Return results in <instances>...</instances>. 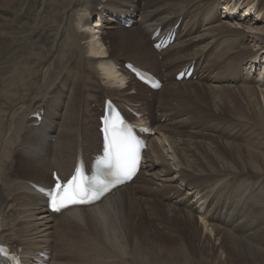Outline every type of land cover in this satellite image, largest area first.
<instances>
[{
	"label": "bare ground",
	"instance_id": "1",
	"mask_svg": "<svg viewBox=\"0 0 264 264\" xmlns=\"http://www.w3.org/2000/svg\"><path fill=\"white\" fill-rule=\"evenodd\" d=\"M16 1L20 2L0 0V10L8 12ZM83 1L61 3L66 19L50 55L60 62L52 66L46 65L43 57L39 60L35 69L41 63L45 67L39 85L11 93L6 90L8 72H0V95L7 103L0 111V242L21 247L28 264H36L37 253L50 249L48 264H173L172 260L184 264V245L180 251L175 242L184 243V235H194L213 239L209 249H223L226 255L223 251L221 256L229 264H239L232 259L235 254L240 264H264V226L256 228L258 222H264V202L254 203L253 210H242L236 227L226 229L234 214L229 205H220L216 198L201 212L211 217L207 225L179 207L185 205L184 197L168 188L173 170L197 193L206 189L204 201L220 183L224 189L235 186L243 192L253 189L247 183L240 186L245 175L264 177V92L255 88L257 80L242 74L240 68L242 61L256 58L262 49L264 57V26L248 32L222 23L216 16L220 0ZM84 3L87 16L77 19L75 11ZM92 16L97 18L90 26ZM128 20L133 24L125 28L122 23ZM177 22L173 44L160 52L154 50L152 32L160 27L165 33ZM79 23L89 30H79ZM200 26L207 27L199 30ZM247 38L256 43L257 50L245 45ZM107 39H111L109 43ZM216 48L214 59L221 64L220 73L209 77L212 71L206 65L210 64L207 57ZM133 54L135 64L163 78L159 90H150L123 68L129 61L123 58ZM28 63L18 65L32 69ZM94 63L104 71L103 83L91 75L96 73ZM190 64H194L192 75L197 82L193 77L176 81L174 75ZM72 67L76 73L71 72ZM26 71L20 77L28 75ZM11 76L12 81L17 79ZM98 92L102 100L97 107H103L105 98L120 106L135 103L138 111L144 112L141 120L168 143L174 166L160 151L162 141L150 136L144 164L128 184L97 205L49 214L43 196L27 181L50 187L52 170L65 179L75 164L79 136L86 159L99 149V115L94 121L91 108L98 103ZM179 107L186 109L176 111ZM228 176L233 179L227 180ZM231 193L229 189L225 196ZM151 194H160L168 204L146 198ZM175 196L180 197L173 200ZM234 229L240 233L232 234ZM160 233L163 239L158 241Z\"/></svg>",
	"mask_w": 264,
	"mask_h": 264
},
{
	"label": "rangeland",
	"instance_id": "2",
	"mask_svg": "<svg viewBox=\"0 0 264 264\" xmlns=\"http://www.w3.org/2000/svg\"><path fill=\"white\" fill-rule=\"evenodd\" d=\"M83 2H85V0ZM61 3L63 4V0H20L19 3L16 1L14 7L11 8L8 12L0 10V23H1L0 24V49H1L0 72L1 73L2 72L3 73L8 72L7 74L9 76V81L7 83L6 90L8 89L11 93H15L16 91H18L17 90L18 88H20L21 91H24L27 88V85H33V87H36L37 84L38 85L40 84V80L43 79L42 75L45 74V67L42 68V63H41L40 64L41 67H39L38 70L41 69L42 72L40 71L38 73V72H34V71L35 70L38 71L35 68H37L39 60H42V57L44 58L42 61H44V62L46 61V65L49 64V65L53 66V64H57L60 62V60L58 62L53 61L54 57L51 59L50 55L53 52L52 51L54 48L53 46L55 45L54 43L58 38V33L61 30L62 25H64L63 23L65 22V19H66L64 7ZM84 5H85V3L82 6L78 7V9L75 11L74 17H76L77 19L84 18L85 16H87L86 15L87 11L84 9ZM42 11H44V12H42ZM232 11H233V13H232ZM195 14H196V11H195ZM216 16L218 18H220L222 23H226V24L233 26L234 28H237L239 30H244V31H248V32L251 30L259 31L257 29H252V28L264 26V21H263L264 18H262L264 16V0H220L219 2L216 3ZM256 16H258V18ZM96 18H97L96 16H94V17L92 16L90 18V20H89L90 26L94 25V23H95L94 20ZM40 19H41V21H40ZM59 19L62 20V22L58 23L59 25L58 24H56V25L52 24L54 21H58ZM78 25H79V27L81 26V28L77 27V28H79V30L80 29L81 30H84V29L89 30L87 27H83L81 23H79ZM40 27L42 29H40ZM206 27L207 26H203V27L200 26L199 30L206 28ZM31 28H32V30H31ZM7 31H8V34L6 33L7 35H5V32H7ZM90 32H93V31L90 30ZM95 34H98V33H95ZM18 35H20V36H18ZM6 39H7V41H6ZM110 40L111 39H107L106 42L109 43ZM36 42H37V44H36ZM244 43L246 46H249L251 49H253V51L257 50L256 49L257 48L256 43H254V41L251 40L250 38L245 39ZM51 47H53L52 50H51ZM217 50H218V48L214 49L212 51V53H210V55H209L210 64H208V63L206 64V65H208V70L212 71L209 73V77H211V75L216 71H217V73H220L221 64L217 63L216 60L214 59V56L217 54ZM38 52H40L41 54L40 53L38 54ZM262 52H263V49H262V51H260L258 53L256 58H254V59L247 58L244 61H242V63L240 64V68L242 69V74L245 75V73H248L250 77L254 78V80H257V82H254L255 88L264 92V81H262V79H263L262 77L264 76V67L262 65V63L264 62V57H263ZM40 55H41V57H40ZM26 59L29 61V63H28V64H30L29 66L33 65L32 69L29 67L27 68V66L22 67V66L18 65L19 63L27 62ZM123 59H129L131 61H134L135 60L134 54L129 56V57H124ZM123 59L121 61H123ZM251 63H252V66L249 67V65H251ZM117 66H121V64L117 65ZM93 67L96 71V73L91 74L93 79H97V77H98V81L103 83L104 82V79H103L104 78V75H103L104 71L98 65V63H94ZM10 69H12V70L10 71ZM25 69L27 70L25 72V74H28V75H26L24 77H20V76L24 75ZM70 70L73 73L77 72L76 67H72ZM11 74H14L17 77V79L20 77L18 79L19 81L17 79L12 81ZM260 75H262L261 78H260ZM37 76H39V77H37ZM192 81L197 82L195 75L192 78ZM209 81H210V79H209ZM211 81H213L212 78H211ZM215 83H217V82H212L213 85ZM14 85H18V87H15ZM130 91L131 90L129 89L128 92H130ZM16 95L19 96V93H16ZM263 95H264V93H263ZM2 97L3 96L0 95V105H1L0 111L4 110V107L7 106V103L5 102L6 99L2 98ZM101 100H102V94H101V92H98L97 101L100 102ZM129 104L134 106L135 103H129ZM91 108L94 109L93 112L95 114H94L93 120L96 121V115L100 113V109H98L97 103L92 104ZM184 109H186V107H179V109H177L176 111H181ZM183 118H184V116H183ZM163 120H164V118H162L161 121H163ZM88 122L91 123L92 121H88ZM209 132H211V131H209ZM219 132H221L220 129L217 132V134ZM206 133H208V132H206ZM152 137H154L155 140L158 139L160 141H162L161 139H163V136H160L157 134L153 135ZM241 137L242 136H240V139L238 141H242L243 138H241ZM228 139L230 140V137ZM242 143H243V141L240 144H242ZM159 145H160L159 146L160 151L165 156V160H167L166 162L169 161L168 163L172 164L174 166L173 161H175V160L172 157L173 153L171 150H167L168 143L165 141H162V143H159ZM250 176L245 175L243 177V179L241 178V180L239 181V184H240V186L244 187L243 184L247 183L248 186H250V187L252 186V188H253L252 190L248 189V190H245L242 192L240 187L238 188L235 186L224 189V187L222 186V183H220V185L218 184L214 188V191L210 193V195L208 196L206 201H204L203 196H207V194H208L206 192V189H203L199 193H196V190L192 191V190H190L189 186H185V181L181 180L178 177V175L175 173L174 170L171 171V173L169 174V178H172L170 188L171 189H179L181 196H184L185 203L188 204L187 205L188 208L186 205H184V206L179 205V207H181L182 209L185 208L187 211L191 212V214L194 215L196 217V219L198 221H200L201 223L205 222L207 225H209V223H211V221H212L211 217H209L208 215L204 216V214L201 215V212L203 210L209 208L210 205L213 203V201H215L216 198H217V203H219L220 205H229L232 209H234V214L232 217L231 225H227L226 229H232L235 226V224L239 223L244 212H247L248 209L253 210V207L256 206V205H254V203L256 204L259 201L257 205H261L264 202V177L259 178V176H257V175H250ZM226 178H227V180L233 179V177H231V176H228ZM259 182H260V184H259ZM229 189H232L231 196H229V195L225 196L228 193ZM221 194H223V195H221ZM146 198L157 199V200H160L164 204H168L160 196V194H155L153 196L148 195ZM246 199H247V201L245 203ZM234 204L239 205V206L237 208H234V206H235ZM263 204H262V208L264 207ZM246 205H249V206L246 208L245 207ZM251 205H253V206H251ZM238 212H240V214ZM219 216H221V213H219ZM252 217H254V216H252ZM249 218H247V219H249ZM147 221H151V219L147 218ZM226 223L228 224V222H226ZM263 226H264V222H262V223L258 222L256 228L260 229ZM231 233L234 235L237 233H240V229H234V231L232 230ZM161 234L162 233H160V237L158 238V241H160L161 238L163 239V235H161ZM172 237H174V239L176 240L175 235L172 234ZM211 240L213 241V239L207 240L206 238H201L199 236L195 237L194 235L193 236L192 235L191 236L184 235V243H182L181 241H178L177 243L175 242V244L178 246V250H180V251H182L181 248L184 245V247H183L184 248V264H229V263L223 261L224 260L223 258L226 255V252L223 249H219L218 246H215L214 250L209 249L211 247V245L213 244V242ZM223 251H224V255H223L224 257L221 256V253ZM51 253H52V249H51ZM232 259L237 261L240 264L239 257L236 254L232 256ZM171 262L173 264H177L173 260Z\"/></svg>",
	"mask_w": 264,
	"mask_h": 264
},
{
	"label": "snow or ice",
	"instance_id": "3",
	"mask_svg": "<svg viewBox=\"0 0 264 264\" xmlns=\"http://www.w3.org/2000/svg\"><path fill=\"white\" fill-rule=\"evenodd\" d=\"M159 87V85H155ZM105 131H108L107 129ZM106 139H108L106 137ZM139 141L132 136L130 129L124 128V121L115 130L105 146V164L110 169V179H97L85 183L81 169L77 167L75 174L67 182L55 177L53 190L49 195V206L55 213H61L72 207L89 206L101 200L112 188L130 180L136 172L139 155ZM2 251V249H0Z\"/></svg>",
	"mask_w": 264,
	"mask_h": 264
}]
</instances>
